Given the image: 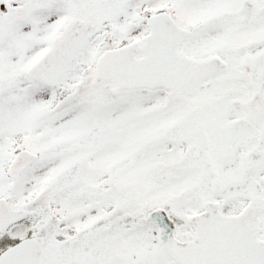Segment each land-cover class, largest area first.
<instances>
[{"label": "snow or ice", "instance_id": "obj_1", "mask_svg": "<svg viewBox=\"0 0 264 264\" xmlns=\"http://www.w3.org/2000/svg\"><path fill=\"white\" fill-rule=\"evenodd\" d=\"M0 264H264V0H0Z\"/></svg>", "mask_w": 264, "mask_h": 264}]
</instances>
